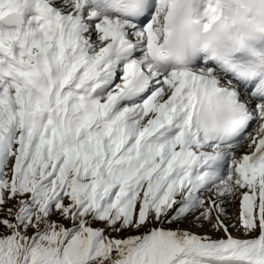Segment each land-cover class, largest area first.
Returning a JSON list of instances; mask_svg holds the SVG:
<instances>
[{
  "label": "snow or ice",
  "instance_id": "obj_1",
  "mask_svg": "<svg viewBox=\"0 0 264 264\" xmlns=\"http://www.w3.org/2000/svg\"><path fill=\"white\" fill-rule=\"evenodd\" d=\"M0 264H264V0H0Z\"/></svg>",
  "mask_w": 264,
  "mask_h": 264
},
{
  "label": "rangeland",
  "instance_id": "obj_2",
  "mask_svg": "<svg viewBox=\"0 0 264 264\" xmlns=\"http://www.w3.org/2000/svg\"><path fill=\"white\" fill-rule=\"evenodd\" d=\"M240 151H241V153L244 152V151H242V150H240ZM245 151H246V148H245ZM237 206H238V202L235 203V204H233V205H231V206L229 207V211H230V213L235 212V211L237 210ZM235 209H236V210H235ZM183 226H184V227H192V226H191L190 224H188V223H185ZM192 230H193V231H196V232L204 231L203 229H198V228H194V227H192ZM233 235L239 236L240 233L237 232V231H235V230H233Z\"/></svg>",
  "mask_w": 264,
  "mask_h": 264
},
{
  "label": "bare ground",
  "instance_id": "obj_3",
  "mask_svg": "<svg viewBox=\"0 0 264 264\" xmlns=\"http://www.w3.org/2000/svg\"><path fill=\"white\" fill-rule=\"evenodd\" d=\"M242 151H245V149H241ZM236 210V209H235Z\"/></svg>",
  "mask_w": 264,
  "mask_h": 264
}]
</instances>
